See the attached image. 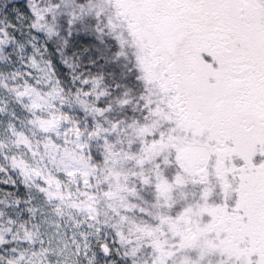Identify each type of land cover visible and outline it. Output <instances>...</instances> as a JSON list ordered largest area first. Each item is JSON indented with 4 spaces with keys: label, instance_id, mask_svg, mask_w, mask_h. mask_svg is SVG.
<instances>
[{
    "label": "snow or ice",
    "instance_id": "snow-or-ice-1",
    "mask_svg": "<svg viewBox=\"0 0 264 264\" xmlns=\"http://www.w3.org/2000/svg\"><path fill=\"white\" fill-rule=\"evenodd\" d=\"M0 264H264V0H0Z\"/></svg>",
    "mask_w": 264,
    "mask_h": 264
}]
</instances>
